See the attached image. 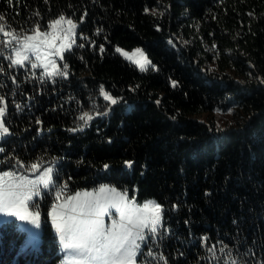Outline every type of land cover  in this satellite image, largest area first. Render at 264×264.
I'll use <instances>...</instances> for the list:
<instances>
[{
    "label": "trees",
    "instance_id": "16d2710c",
    "mask_svg": "<svg viewBox=\"0 0 264 264\" xmlns=\"http://www.w3.org/2000/svg\"><path fill=\"white\" fill-rule=\"evenodd\" d=\"M60 14L79 25L75 39L85 45L58 60V68L68 63L67 78L41 84L32 73L43 67L8 68L0 60L13 133L0 141V158H57L67 194L106 184L137 202L176 205L166 215L173 236L160 249L168 264H206L205 236L262 264L264 0H0V26H7L0 35L7 31L11 41L33 18L43 23ZM117 47H141L151 65L141 71ZM100 85L121 98L116 105L103 99ZM92 110L89 127L68 131ZM215 111L227 113L220 125L198 119ZM54 199L41 201L33 245L25 246L29 235L17 220L0 222V264H61L45 219Z\"/></svg>",
    "mask_w": 264,
    "mask_h": 264
},
{
    "label": "snow or ice",
    "instance_id": "6c2138e0",
    "mask_svg": "<svg viewBox=\"0 0 264 264\" xmlns=\"http://www.w3.org/2000/svg\"><path fill=\"white\" fill-rule=\"evenodd\" d=\"M36 16H39V13H36ZM2 19L3 17L0 16V20ZM83 21L82 16L80 24ZM65 22L69 26L66 29L63 27ZM78 27L73 18L64 14L43 23L33 18L32 26L21 29L19 34L13 35L11 41L5 39L8 35L7 31L0 35V60H7L8 68H27L31 71L43 67V72L39 75L32 73L41 84L49 80L55 81L57 77L67 78L69 68L67 62H64L61 68H57L56 61L51 59L41 65L32 61L30 53L35 56L36 61H40L42 50L47 58L54 49L55 55L64 61L66 59L64 53L74 54L76 49L85 46L76 42L75 33ZM80 38L85 39L82 35ZM64 39H70L71 43L67 46L60 43L57 47L56 42ZM99 51L101 53L105 51L103 45L99 46ZM115 51L125 59H131L121 48L117 47ZM137 54L144 55L139 48L135 49L132 56ZM135 63L141 71L147 70L146 65L141 64L140 61L137 60ZM147 65H151L150 60L147 61ZM0 72H3V65H0ZM12 82L16 83V77L12 78ZM0 87L3 85L0 84ZM99 91L103 99L110 101L111 105H116L118 99H121L114 98L111 93L106 92L103 85H100ZM75 100V97L69 98V102ZM4 101L5 96L0 95V105H3L0 106V141H6L13 134L10 131V113ZM12 106L15 110L22 108L19 103H14ZM107 114V112L97 113V115ZM77 119L81 123L68 131H83L90 126L94 117L88 111H84ZM36 123L40 124L41 121L37 120ZM5 152L6 150L0 147V153ZM131 163L125 161L129 167ZM103 167L107 169L109 165L104 164ZM67 193V182L59 180L57 158L53 157L45 161L41 157L31 163L14 156L0 158V215L13 217L39 229L42 224L41 201L45 196H54L51 210L46 214L45 219L51 218L58 250L62 254L61 264H168L167 258L160 249L164 241L173 236L166 215L169 211L177 210L176 205L166 209L154 199L137 203L134 196L129 198L127 190L117 191L115 187L108 185H101L93 191ZM62 196H64L63 202H59ZM117 216L118 219L115 218ZM105 217L110 219V224H105ZM189 223L185 221L186 225ZM24 224L20 225V229L29 232V239L25 242L27 247L35 243L37 233L25 228ZM203 240L208 253L205 258L206 264H249L245 254L237 249L224 244L210 243V238L207 236ZM247 255L254 254L249 251Z\"/></svg>",
    "mask_w": 264,
    "mask_h": 264
},
{
    "label": "rangeland",
    "instance_id": "374dc122",
    "mask_svg": "<svg viewBox=\"0 0 264 264\" xmlns=\"http://www.w3.org/2000/svg\"><path fill=\"white\" fill-rule=\"evenodd\" d=\"M63 27L66 29V28H68L69 26L66 24V22L63 24ZM34 34V33H33ZM60 43H64L66 46L68 45V44H70L71 43V41H70V39H64V40H62V41H57L56 42V44H57V47H59V45H60ZM137 48H139V49H141V51L143 52V56H141V55H139V54H137L136 56H132V53L135 51V49H137ZM124 52H127L128 54H129V56L131 57V59H127V60H129V61H131L132 63H134V64H136L137 66H138V64L137 63H135V61H140V63L141 64H145L146 65V67H148L149 65H147V61L148 60H150L149 59V57L147 56V54L145 53V51L141 48V47H135V48H133V49H124V48H121ZM30 56H31V58H33V60L34 61H36L35 60V56L34 55H32L31 53H30ZM124 57V56H123ZM125 58V57H124ZM48 59H51V60H55L56 61V66H57V68H58V60L60 59V57L59 56H57V55H55V50L53 49V50H51V54L47 57V58H45V56H44V51L42 50L41 51V60L40 61H36L37 63H39V64H43V63H46L47 62V60ZM139 67V66H138ZM140 68V67H139ZM52 69H51V66H49V71H51ZM90 113V115H94V111L92 110V112H89ZM97 113H98V111L97 112H95V115H97ZM225 114H227V113H221V111H215V112H213V113H205V114H203V115H201V116H198V119H200V120H203V121H206V122H208V123H210L211 122V120H213V121H215L216 123H217V125H220L221 123H222V119H221V117L222 116H226ZM98 116V115H97ZM29 175H31V174H29ZM103 185H106V184H103ZM101 186V185H100ZM99 186V187H100ZM109 186V185H108ZM99 187H97V188H92V189H83V190H79V191H84V190H87V191H93V190H97ZM110 187H112V186H110ZM117 189V188H116ZM117 191H121V190H119V189H117ZM122 192V191H121ZM74 194V193H73ZM130 198V197H129ZM63 199L64 198H62L59 202H63ZM137 202V201H136ZM145 202V201H144ZM137 203H142V202H137ZM112 211H114V210H112ZM116 219H118L119 217L117 216V217H115ZM5 219H15V218H13V217H5V216H3V215H0V222L1 221H3V220H5ZM16 220V219H15ZM20 224H24V222H21V221H19V220H17ZM111 223V221H110V219L108 218V217H105V224L106 225H108V224H110ZM24 227L25 228H28V229H30L32 232H34V233H37V236H36V241L35 242H37L38 241V239H39V237H38V235H39V233H40V228L39 229H36L33 225H30V224H24ZM28 233V235H29V232H27ZM61 254V253H60ZM62 255V254H61Z\"/></svg>",
    "mask_w": 264,
    "mask_h": 264
}]
</instances>
